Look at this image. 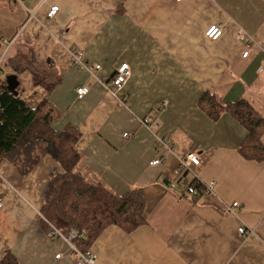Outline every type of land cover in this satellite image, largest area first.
<instances>
[{
  "label": "crops",
  "instance_id": "1",
  "mask_svg": "<svg viewBox=\"0 0 264 264\" xmlns=\"http://www.w3.org/2000/svg\"><path fill=\"white\" fill-rule=\"evenodd\" d=\"M53 6L59 12L49 19ZM214 25L223 27L215 41L206 37ZM240 31L255 41L246 59ZM4 40L11 46L0 76H17L30 107L45 99L54 106L56 132L78 130V171L118 195L137 189L145 200L141 225L109 226L93 241L95 264H264V161L240 152L248 132L235 117L222 112L213 120L199 104L207 93L225 105L246 99L264 117L257 46L264 45V0H0V56ZM73 48L87 68L72 64ZM27 52L44 83H56L50 93L24 69ZM122 64L131 76L115 97L107 86ZM82 87L89 92L79 98ZM150 114L152 131L139 122ZM154 134L175 147L158 167L150 165L161 156ZM190 150L201 164L193 168L197 180H187L199 189L214 183L212 194L170 189ZM64 172L50 155L27 175L9 159L0 162V264L6 256L18 264H77L39 215L52 174ZM234 203L240 206L227 212ZM241 226L251 235L242 237Z\"/></svg>",
  "mask_w": 264,
  "mask_h": 264
},
{
  "label": "trees",
  "instance_id": "2",
  "mask_svg": "<svg viewBox=\"0 0 264 264\" xmlns=\"http://www.w3.org/2000/svg\"><path fill=\"white\" fill-rule=\"evenodd\" d=\"M22 56L28 63L24 69L33 72L35 84L43 83L50 93L56 83H44L31 53ZM199 104L213 120L222 112L235 117L248 132L240 152L246 159L264 161L261 142L264 117L246 99L225 105L213 93H207ZM59 114L46 99L38 107H30L20 94L8 90L6 78L0 76V162L9 159L24 175L46 155L60 163L65 172L52 174L40 210L45 220L41 219L65 234L84 232L85 239L76 244L86 250L109 226L131 231L141 225L145 220V200L137 189L118 195L103 183L93 182L81 174L78 171L81 157L75 149L80 134L74 128L56 132L52 124ZM1 264L18 263L6 256Z\"/></svg>",
  "mask_w": 264,
  "mask_h": 264
},
{
  "label": "built area",
  "instance_id": "3",
  "mask_svg": "<svg viewBox=\"0 0 264 264\" xmlns=\"http://www.w3.org/2000/svg\"><path fill=\"white\" fill-rule=\"evenodd\" d=\"M175 1L182 2L183 0H175ZM58 12H59V7L53 6L50 9L47 16L49 19H51L54 16H56ZM222 33H223V27L219 25H214V26H211L207 30L206 37L210 40L215 41L221 37ZM238 37L241 40V42L245 45V50L242 53V58L246 59L248 58L250 49L255 44V41L249 34H247L244 31H240L238 34ZM4 42L7 43V49L4 51L2 56H0V75H2V66L5 60L6 53L11 46V42H8L7 40H4ZM263 43H264V40H263ZM257 46L259 47L260 51L264 53V45L257 44ZM71 62L75 67H78V68L88 67L82 52L77 48H73L71 50ZM96 69H99V67L97 66ZM258 73L260 75L264 74V66L259 67ZM130 76H131V71H130V67L128 64H122L121 66H119L116 70L115 76L111 80L109 86H107L108 91L116 97L117 94L123 89L124 85L127 83ZM88 92H89L88 87H82L78 89L77 95L79 98H83L85 95L88 94ZM119 101L122 107L127 106L125 99H121ZM153 117L154 115L150 114L148 117L140 119L139 122L142 126L152 131V129L155 128V125H157L156 123L152 121ZM124 137L128 138V137H132V135L125 133ZM154 137H155L156 147L158 151L161 153V156H158L154 160H152L150 165L152 167H158L162 165L165 161L164 154H173L175 152V147L173 143L171 142V140H169L168 138L160 137L157 134H154ZM200 164H201V158L198 152L196 150L188 151L183 158L179 159L178 169L176 171L177 179H175L174 181L170 183L169 185L170 189L180 190V187H184V191L182 189V195L187 193L194 197H198L199 195L203 193L212 194L214 190V183H211L207 186H203L204 188H201L202 190L200 191L199 186L195 184L194 185L190 184L189 181L187 180V177L189 175L193 176L195 178V181L197 180V177L195 173L193 172V168L196 166H199ZM3 205H4V200L3 198H0V211L3 208ZM239 206L240 205L238 203H234L232 207H227L226 211L229 213H234L233 208H238ZM39 215L41 216V218L44 219L42 214H39ZM47 223L49 226L48 236L51 239H62L70 248L71 254L76 258L77 264H95L96 258H95V255L92 253V251L90 249L82 250L76 244L77 241L85 239L84 232L78 233L76 231H69L67 234H65L53 224L49 222ZM239 233L241 234L242 237H248L249 235H251L252 230H248L244 226H241L239 228ZM59 257L60 255L57 256V258Z\"/></svg>",
  "mask_w": 264,
  "mask_h": 264
},
{
  "label": "water",
  "instance_id": "4",
  "mask_svg": "<svg viewBox=\"0 0 264 264\" xmlns=\"http://www.w3.org/2000/svg\"><path fill=\"white\" fill-rule=\"evenodd\" d=\"M22 1V0H20ZM6 82H7V87L8 90H10L11 92H13L15 95H18V87L20 85L19 80L17 78L16 75H9L6 77Z\"/></svg>",
  "mask_w": 264,
  "mask_h": 264
},
{
  "label": "rangeland",
  "instance_id": "5",
  "mask_svg": "<svg viewBox=\"0 0 264 264\" xmlns=\"http://www.w3.org/2000/svg\"><path fill=\"white\" fill-rule=\"evenodd\" d=\"M3 49H4V48H0V54L2 53ZM3 69H4V71L6 70V73H7L8 69L5 68V67H4ZM90 250H91V249H90ZM92 253H93V252H92ZM95 263H96V262H95Z\"/></svg>",
  "mask_w": 264,
  "mask_h": 264
}]
</instances>
